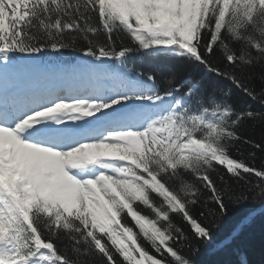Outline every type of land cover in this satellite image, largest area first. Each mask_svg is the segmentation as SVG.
Segmentation results:
<instances>
[{
    "label": "snow or ice",
    "instance_id": "6c2138e0",
    "mask_svg": "<svg viewBox=\"0 0 264 264\" xmlns=\"http://www.w3.org/2000/svg\"><path fill=\"white\" fill-rule=\"evenodd\" d=\"M246 124L264 0H0V264H193L235 214L231 247L264 215Z\"/></svg>",
    "mask_w": 264,
    "mask_h": 264
},
{
    "label": "trees",
    "instance_id": "16d2710c",
    "mask_svg": "<svg viewBox=\"0 0 264 264\" xmlns=\"http://www.w3.org/2000/svg\"><path fill=\"white\" fill-rule=\"evenodd\" d=\"M129 63L135 69H142L149 72H158V86L163 89V76L169 75L165 70V65L160 61H141L133 57ZM259 86L257 82V87ZM241 135L260 142L264 138V127L257 126L255 129L250 124H246L241 130ZM245 153L249 150L247 145L242 149ZM258 153V157H259ZM259 164V159L256 161ZM236 216L229 218L221 225L214 240L201 248V251L193 258V264H239L241 257L245 258L247 264H264V215L257 214L253 224L247 227L239 240L234 242L231 247H217L220 242L228 235L230 227L235 221Z\"/></svg>",
    "mask_w": 264,
    "mask_h": 264
}]
</instances>
